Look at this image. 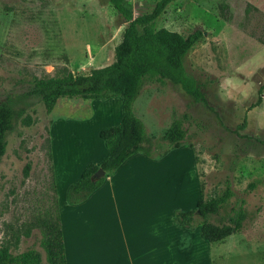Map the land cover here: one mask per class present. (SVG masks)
I'll use <instances>...</instances> for the list:
<instances>
[{"label":"rangeland","instance_id":"374dc122","mask_svg":"<svg viewBox=\"0 0 264 264\" xmlns=\"http://www.w3.org/2000/svg\"><path fill=\"white\" fill-rule=\"evenodd\" d=\"M128 1L136 17L151 12L159 0ZM126 26L106 0H0V102L11 100L31 119L29 126L14 123L0 159V243L14 231L26 229L43 211L52 210L56 189L69 264L75 257L70 230L79 218L77 225L92 224L102 242L96 249L85 247L83 256L97 258L93 264H106L111 253L105 246L106 235L115 236L120 229L117 216L114 212L97 215L96 223L81 215L74 217L69 210L66 169L90 152L84 142L90 148L89 124L99 128L111 124L110 116L122 111L121 101L118 97L60 98L47 114L39 99L25 95L33 78L55 77L64 67L74 75H87L110 65ZM161 28L184 36L203 32L185 58V68L197 80L206 103H195L179 86L166 82L145 84L133 107L146 135L154 139L165 133L172 117L190 116L189 136L177 150L191 157L192 167L185 158L180 161L181 154H173L169 167L177 185L173 183L172 190L168 187L170 198L182 208L195 189L197 201L216 198L230 189L233 196L210 220L219 224L232 210L242 208L246 213L243 229L222 242L205 241L203 250L213 259L211 264H264V90L261 105L251 109L264 85V0H175L158 19L156 29ZM57 121L62 133L50 138L49 124ZM166 163L157 169L161 180L157 175L156 189L163 184ZM159 219L162 225H170L174 215ZM200 221L197 215L187 229L200 233ZM37 236L33 230L29 238L21 237L17 251L32 246L39 249ZM111 256L120 260V249Z\"/></svg>","mask_w":264,"mask_h":264},{"label":"trees","instance_id":"16d2710c","mask_svg":"<svg viewBox=\"0 0 264 264\" xmlns=\"http://www.w3.org/2000/svg\"><path fill=\"white\" fill-rule=\"evenodd\" d=\"M106 1L127 23L120 43L114 48L113 62L103 68L92 69L87 75H74L64 67L55 77L33 78L25 95L39 99L47 114L53 111L60 98L87 101L118 97L121 101V123L99 133L107 155L100 164H89L78 182L70 186V205L84 202L103 184L105 178L132 155L141 153L148 158H163L186 143L189 136L186 124L190 119L187 113L181 117H172L169 127L160 138L154 139L146 135L143 123L133 110L145 84L163 85L170 82L179 86L195 103H206L197 80L185 68V58L202 39L203 32L196 30L184 36L165 28L156 29L158 19L175 0H159L151 12L136 17L128 0ZM263 90L264 85L259 88V98L251 109L261 105ZM16 121H21L26 126L31 124V119L25 115L23 108L17 109L9 99L0 102V159L5 154L7 136ZM98 169H102L105 176L95 179L94 174ZM28 170L29 165L25 167V177L28 176ZM53 182L55 187V181ZM54 194L52 210L43 211L26 229L14 231L0 243V264H67L56 189ZM232 196V191L226 189L216 198H200L194 210L177 212L175 222L181 228H189L198 215L201 218L202 239L209 243L222 242L241 232L246 219L245 211L238 208L232 210L223 222H211V217L219 215ZM33 230L39 233L37 243L40 250L32 246L18 252L21 237L29 238Z\"/></svg>","mask_w":264,"mask_h":264},{"label":"crops","instance_id":"0c3cea01","mask_svg":"<svg viewBox=\"0 0 264 264\" xmlns=\"http://www.w3.org/2000/svg\"><path fill=\"white\" fill-rule=\"evenodd\" d=\"M119 113V114H118ZM122 111L120 110L114 116H110L111 124L105 127H95L89 124L91 128L90 148L86 142V150L90 152L87 156L80 158L77 163L67 167L66 175L70 177L69 186L75 184L80 179L84 169L89 164H100L107 155V149L103 140L99 137V133L103 129L113 128L121 123ZM59 121V120H58ZM49 124V137L51 135H59L62 129L57 127V123ZM67 125V124H66ZM85 126V125H84ZM87 127V126H85ZM85 135V133H84ZM51 141V154L53 162V171H56L57 160H55L54 144ZM177 154L180 155V161L185 158L187 165L192 167V159L188 155L184 157L181 149L170 151L166 156L159 159L148 158L141 153H137L129 157L117 170L110 176L105 178L103 184L93 192L84 202L78 205H70L69 210L78 218L81 215L87 217L92 223H96L97 215L104 216L106 213L114 212L116 220L119 221L120 229L115 230L114 234L107 233L106 245L111 249V253L106 257V264L121 263V264H211L213 259L208 256L209 252H204L205 240L202 239L198 230L181 228L173 225L177 212H185L193 210L195 200L197 201V193L191 197V201L186 207L178 208V202H173L170 198L171 191L168 187L176 182L177 179L174 172L171 170V159ZM173 156V157H171ZM179 159V158H177ZM178 161V160H177ZM167 168L162 171L164 174L163 184H159L158 189L154 185L158 175L161 180V172H157L159 167ZM194 186V182H193ZM195 187V186H194ZM146 189H150L147 195ZM143 190L144 192H140ZM163 191V192H162ZM166 192V193H165ZM169 199V202L163 203V200ZM197 204V202H196ZM195 204V205H196ZM163 208V212H162ZM62 211V210H61ZM61 228L63 241L65 246L66 262L69 264V256L66 245V231L63 223L62 212H60ZM99 213V214H98ZM164 213V214H163ZM174 220H170V225H162L161 218L169 216ZM119 218V220H118ZM80 219V218H79ZM79 219H75V226L70 230L72 234L73 247L75 249V257L73 264H93L94 260L89 257L87 259L85 252L89 247L96 249L102 245L98 241L97 229L92 224L77 225ZM84 221H88L82 218ZM160 221L156 226V222ZM154 223L155 226H151ZM100 230H98V233ZM86 237H90L89 242ZM116 237L117 239H112ZM71 238V237H70ZM116 248L120 249V260L112 258L111 254ZM83 256V258L81 257ZM81 260V262H80ZM97 261L94 262V264Z\"/></svg>","mask_w":264,"mask_h":264},{"label":"water","instance_id":"95a60500","mask_svg":"<svg viewBox=\"0 0 264 264\" xmlns=\"http://www.w3.org/2000/svg\"><path fill=\"white\" fill-rule=\"evenodd\" d=\"M105 176V172L102 169H98V171L94 174L95 179H100Z\"/></svg>","mask_w":264,"mask_h":264}]
</instances>
